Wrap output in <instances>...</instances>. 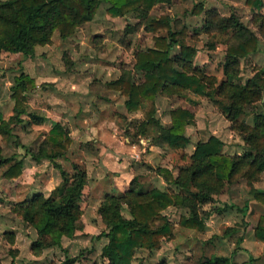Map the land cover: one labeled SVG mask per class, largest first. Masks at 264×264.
I'll return each mask as SVG.
<instances>
[{
  "label": "rangeland",
  "instance_id": "374dc122",
  "mask_svg": "<svg viewBox=\"0 0 264 264\" xmlns=\"http://www.w3.org/2000/svg\"><path fill=\"white\" fill-rule=\"evenodd\" d=\"M197 3H202L203 9L192 13ZM105 7L106 3H100L93 18L77 26L73 34L65 38L55 30L50 41L36 45L32 54L0 49V110L5 116L3 125L11 128L5 135L0 132V264H109L101 254V247L107 241V236L101 232L108 228L98 213L104 196L98 188L90 194V181L98 173L91 168L87 170L85 163L79 160L77 141L81 138L92 141V138L87 139L93 131L91 124L104 126L109 121L118 128L121 138L127 136L130 142L138 139L135 132L141 112L120 110L123 100L118 99V92L111 94L112 98L107 96L110 92L106 82L123 70L135 79L140 78L141 74L133 68L135 52L152 45L153 32L146 28L136 12L110 16ZM210 7L216 8L219 16L231 13L238 16L248 29L257 33V49L247 57L226 64L227 46L237 42L241 35L230 29L205 31V10ZM160 13L170 16L173 29L186 27V41L196 49L191 69L206 75L210 85L205 95L192 91L158 93L156 114L163 123L170 121V108L184 106L193 112L194 118L185 128L189 141L183 148H172L167 144L151 143L148 136L151 146L147 145L145 150L139 148V156L133 157L131 162L134 176H142L141 179L150 185L178 192L182 189L166 181L156 168L164 166L174 176L179 174L183 166L192 163L190 154L198 140L216 135L223 142L222 152L240 157L254 154L252 140L256 134L252 126L254 114L264 112L263 98L245 101L235 118L231 119L228 113L232 104L230 86L244 85L257 70L264 76V23L261 25L264 3L255 8L246 5L245 0H159L149 14ZM178 51L179 47L173 46L171 55ZM20 72L33 77L35 82L27 90L26 113L19 116L22 122L10 117L14 113L11 86ZM260 93L261 96L263 91ZM251 96L257 95L252 93ZM31 112L43 115L45 120L35 122V118L27 114ZM55 122L62 123L72 141L62 155L50 160L43 154L55 151L47 139L49 128ZM262 135L259 139L263 143ZM83 145L87 147L85 151L92 152L93 144ZM15 160L22 162L21 173L14 178L5 177L3 170ZM72 162L87 170L88 175L79 200L82 210L77 221L79 228L72 235H62L60 243H48V236L42 242L45 245H33L39 237L38 229L25 216L24 208L36 193L58 194L63 188L61 169L72 175ZM105 170V187L112 181L108 190L117 192L113 176H118L119 172ZM157 176L164 182L158 183ZM201 180L204 187L196 181L189 185L190 191H206L210 186H215L216 190L206 191L207 198L191 195L194 198L191 202L166 207L163 212L173 223L172 235L163 237L158 248H137L131 264H197L200 257L210 254L230 255L236 263L245 262L252 255L257 264H264V242L253 234V226L264 205L249 191L252 187L264 189V169L243 165L232 180H215L211 174H205ZM246 201L248 207L244 212ZM192 205L204 218L203 230L178 223L180 215L187 214ZM130 209V205L123 202L120 212L129 217Z\"/></svg>",
  "mask_w": 264,
  "mask_h": 264
},
{
  "label": "trees",
  "instance_id": "16d2710c",
  "mask_svg": "<svg viewBox=\"0 0 264 264\" xmlns=\"http://www.w3.org/2000/svg\"><path fill=\"white\" fill-rule=\"evenodd\" d=\"M158 1L0 0V49L21 52L24 55L32 54L36 45H44L50 41L55 30H58L62 38L73 34L77 26L93 18L100 3H106L105 11L110 16H123L128 12H136L146 23V28L153 32L152 45L135 52L133 68L141 76L135 79L129 72L123 70L119 76L108 80L106 86L126 96L124 107L127 112H141L142 118L137 124L136 138L140 135L149 136L154 144L183 148L189 141L185 128L193 120V112L184 106L170 108L168 110L170 121L164 124L156 114L155 98L158 93L171 94L180 91L205 95L210 85L209 78L191 69L196 49L186 41V27L173 29L171 18L165 13L150 16L151 8ZM263 3V0H245L246 5L255 8L261 7ZM202 9V3H197L191 12L199 13ZM262 21L261 25L264 23ZM203 26L205 31L215 28L224 32L230 29L241 35L237 42L227 46L226 64L247 57L257 49V33L248 29L234 13L219 16L217 9L210 7L205 10ZM163 30L166 33H158ZM175 45L179 47L178 54L171 55V49ZM34 84L33 77L23 72L15 76L10 94L14 101V113L10 117L14 118V121H23L19 116L26 113L27 90ZM263 84L264 76L257 70L248 77L244 85L230 86L232 104L228 115L231 119L242 111V104L245 101L260 97L264 100ZM262 91L263 94L260 96ZM252 93L257 96L252 97ZM27 114L34 117L37 123L45 120L43 115L32 112ZM4 122L5 116L0 110V132L5 135L11 132V128H6ZM252 127L256 134L252 140L254 154L248 153L241 157L229 155L221 151L222 140L216 135H209L206 140H198L195 143L190 154L192 163L183 166L180 169L182 173L179 171L180 173L174 176L164 166L156 168L166 181L173 183L182 191H168L150 185L141 179L142 176L135 175L124 191L107 192L98 206V213L108 226L107 230L101 232L107 236L106 243L101 247V254L108 259L109 264H131L137 248H158L163 237L172 235L173 223L163 210L170 205L182 206L186 202H191L194 199L191 195L207 198V192L216 190L215 186H210L206 189L207 192L201 189L196 192L190 191L189 188V185L195 184L196 181L197 184L200 181L199 185H201L203 183L201 178L205 174H211L215 180L229 181L243 165L258 170L264 169V142L259 139L264 133V112L254 114ZM47 139L55 150L54 153L43 154L50 160L62 155L72 141L69 132L60 122H55L49 128ZM72 165L74 168L72 175L61 169L63 188L58 194L45 196L36 193L24 208L25 216L38 229L39 237L33 245H45L42 242L47 240L48 236L50 238L48 243H60L62 235H72L79 228L77 221L82 216L79 200L87 183V173L76 162H72ZM21 171V160H15L3 170L2 174L7 178H14ZM250 192L254 199L264 205V189L252 187ZM123 202L131 207L129 217L120 212ZM247 207L246 201L242 208L244 212ZM178 223L195 230H203L205 226L204 218L198 215L194 205L187 214L180 215ZM253 234L257 240L264 242V210L253 226ZM239 239L241 240V237ZM254 260V256L249 255L245 262L236 263L232 261L230 255L210 254L200 257L197 264H257Z\"/></svg>",
  "mask_w": 264,
  "mask_h": 264
},
{
  "label": "crops",
  "instance_id": "0c3cea01",
  "mask_svg": "<svg viewBox=\"0 0 264 264\" xmlns=\"http://www.w3.org/2000/svg\"><path fill=\"white\" fill-rule=\"evenodd\" d=\"M108 91L110 93L107 96L110 98H112L111 94H114L115 92L119 93L118 99L123 100V101L121 100L122 108L120 110L124 109L125 113H128L124 107V100L126 96L120 94L118 90L109 88ZM164 124H168V123H164ZM91 125L93 131L91 133V136L90 137L88 136L87 139L92 138L93 143L90 140L85 141L82 138L78 139L77 141V145H78L77 152H79V156H80L79 160L85 163L87 170L88 168H91L92 170H95L98 173V176L94 178V180L90 181V192H91L90 194L92 195L99 189L100 191L102 190L101 193L104 196L106 192L111 191L108 189L110 188L111 185H113L112 181L107 185L108 186L107 188L105 187L106 177L103 178V176L106 175L105 169L115 171L116 173L119 172L118 176L117 174L116 176H113V180L115 182L114 184L116 185L117 192L124 191L125 189L128 188L129 182L135 173L134 165L131 162L132 158L139 156V151H138L139 148L142 147V150H145L147 145H150V142H148L149 139L146 138V136H141V135L138 137V139H136V141H132V142L128 140L127 136L121 138L122 135L119 134L118 128L114 125L112 126V123L110 121L108 124L105 123L104 126L102 125L100 126L97 124L94 125L93 123ZM141 137L146 139L145 143L140 142L139 139ZM86 142H89L94 145V148L90 153H88V151H85L87 150L86 148H83L84 147L83 144ZM103 169L105 170V172L101 174ZM99 175L102 177H100ZM87 179H88V175H87ZM156 180L158 181V183L164 182L162 178L161 177L159 178L158 176L156 177ZM103 190H105L106 192L103 193L104 192ZM83 194H84V189H83ZM256 242L257 241H254V243ZM242 246H246V244L242 243Z\"/></svg>",
  "mask_w": 264,
  "mask_h": 264
},
{
  "label": "built area",
  "instance_id": "2783aa9c",
  "mask_svg": "<svg viewBox=\"0 0 264 264\" xmlns=\"http://www.w3.org/2000/svg\"><path fill=\"white\" fill-rule=\"evenodd\" d=\"M139 140H140V142H143V143H145V142H146V139H145V138H143V137H141Z\"/></svg>",
  "mask_w": 264,
  "mask_h": 264
}]
</instances>
